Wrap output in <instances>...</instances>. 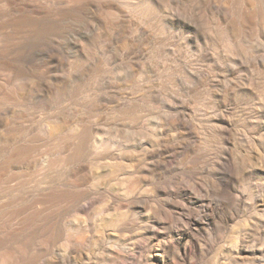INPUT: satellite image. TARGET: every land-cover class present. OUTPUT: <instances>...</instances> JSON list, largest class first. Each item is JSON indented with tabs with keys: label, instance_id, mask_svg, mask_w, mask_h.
<instances>
[{
	"label": "rangeland",
	"instance_id": "374dc122",
	"mask_svg": "<svg viewBox=\"0 0 264 264\" xmlns=\"http://www.w3.org/2000/svg\"><path fill=\"white\" fill-rule=\"evenodd\" d=\"M0 264H264V0H0Z\"/></svg>",
	"mask_w": 264,
	"mask_h": 264
}]
</instances>
